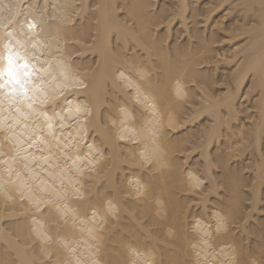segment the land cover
I'll return each mask as SVG.
<instances>
[{
	"label": "snow or ice",
	"instance_id": "obj_1",
	"mask_svg": "<svg viewBox=\"0 0 264 264\" xmlns=\"http://www.w3.org/2000/svg\"><path fill=\"white\" fill-rule=\"evenodd\" d=\"M236 7L260 16L233 25L243 43L231 60L221 58L234 71L217 89L194 71L160 78L150 45L163 48L158 32L173 21L150 2L107 0L93 9L0 0V264H264V153L256 180L237 170L224 183L212 175L220 157L205 154L208 134L176 139L177 128L206 114L222 131L243 87L256 99L264 142V0ZM85 11L95 19L81 25ZM85 53L93 56L87 66L78 63ZM251 139L242 129L238 150ZM182 148L200 157L195 165L191 152L177 155ZM121 169L123 179L113 180ZM164 172H175L167 194ZM180 191L191 195L170 223ZM191 208L199 211L185 213ZM125 216L135 231L112 245Z\"/></svg>",
	"mask_w": 264,
	"mask_h": 264
},
{
	"label": "bare ground",
	"instance_id": "obj_2",
	"mask_svg": "<svg viewBox=\"0 0 264 264\" xmlns=\"http://www.w3.org/2000/svg\"><path fill=\"white\" fill-rule=\"evenodd\" d=\"M37 5L45 4V0H33ZM107 2V0H47L51 4H85L95 8L96 3ZM115 2V0H113ZM127 2V0H121ZM134 4L151 3V11L154 14L163 16L171 14L172 23L168 25L166 30H159L158 34L163 40V48L158 49L157 44H152L150 47L152 51V62L155 64L157 72H163L160 76L162 80H166L171 75L182 71H194L211 83L214 88H221L225 76H231L234 71L231 63H225L221 58L231 60L233 57V48L237 43H243L242 38H232L233 25L239 24L246 26L250 17L254 16L258 19L260 16L259 8L255 10L238 9L236 5L241 2L255 3L259 5L260 0H131ZM233 5L232 9L227 6ZM178 5H182L178 7ZM81 25L89 23L95 17L90 12L85 11L81 16L76 17ZM255 19L252 20L255 23ZM219 22V28L217 23ZM243 34H241L242 36ZM259 32H254L251 37L254 54L258 53L259 48ZM165 58H169V62H165ZM93 56L91 53H85L82 58L78 60L81 65L87 66L92 62ZM159 61V62H157ZM199 61V63H197ZM207 86V85H205ZM211 91V89H209ZM243 95L234 103L233 111L236 113L228 125L221 131L215 124L212 115L206 114L199 117L196 121L184 125L183 128H177L176 139L182 145L186 138L193 137L196 133L203 131L208 134V147L205 149L206 155L215 154L220 157L222 167L218 166L212 175L218 181L228 183L229 177L237 170L242 176L247 179L250 177L256 180L259 173V163L262 153H264V142L261 141L260 136V116L257 111L256 99H246L248 92L247 88H241ZM217 95L220 93L217 92ZM249 113H255V121ZM200 121H203L202 123ZM255 123V127L250 125ZM208 125V129H205ZM216 128L214 139L209 129ZM184 129H187L185 131ZM242 129H247L252 135V139L248 140V150L240 151L237 148L240 139V132ZM199 139V137H198ZM117 153L119 149L116 150ZM127 151V150H126ZM191 152L192 159L188 160L189 164L195 165L200 159L197 154L190 148H182L177 153L183 159L184 155ZM107 154V153H106ZM122 158L116 156L113 160V165L120 168ZM179 163V162H177ZM231 168V172L229 169ZM127 169L119 171H112V179L115 180L117 176L123 179L124 172ZM220 175H217V173ZM175 172L162 173L158 181L164 186L165 194H167L170 182L174 181ZM245 189L250 187L249 184H244ZM223 189L219 196H223ZM258 194V190H257ZM191 193L186 191L177 192L175 195V205L172 208V216L169 218L170 223L177 222L179 214V205L183 203L181 197L188 196ZM191 203V202H189ZM215 203V199H213ZM2 207V202H0ZM136 205L132 206L131 211L136 210ZM150 211V208L143 209ZM191 211L195 214L199 211L196 208L186 209L185 213ZM261 212L258 211L252 217L251 223L258 234L260 224ZM9 227L11 225L9 224ZM186 227V224H185ZM121 231L112 237L110 243L119 246L124 241L125 233L135 231V219L125 216L120 224ZM238 235V234H237ZM248 237H245L247 242ZM182 241L177 240L176 248L179 250Z\"/></svg>",
	"mask_w": 264,
	"mask_h": 264
}]
</instances>
